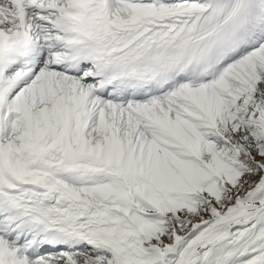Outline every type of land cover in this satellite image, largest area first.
I'll return each mask as SVG.
<instances>
[{
	"label": "snow or ice",
	"instance_id": "6c2138e0",
	"mask_svg": "<svg viewBox=\"0 0 264 264\" xmlns=\"http://www.w3.org/2000/svg\"><path fill=\"white\" fill-rule=\"evenodd\" d=\"M0 264H264V0H0Z\"/></svg>",
	"mask_w": 264,
	"mask_h": 264
}]
</instances>
